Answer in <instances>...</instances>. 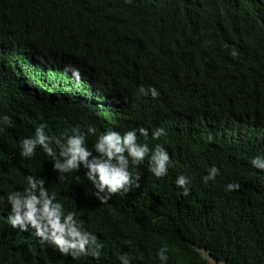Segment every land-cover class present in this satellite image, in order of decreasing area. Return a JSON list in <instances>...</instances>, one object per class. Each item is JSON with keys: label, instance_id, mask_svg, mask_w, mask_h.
Segmentation results:
<instances>
[{"label": "trees", "instance_id": "obj_1", "mask_svg": "<svg viewBox=\"0 0 264 264\" xmlns=\"http://www.w3.org/2000/svg\"><path fill=\"white\" fill-rule=\"evenodd\" d=\"M80 79L65 74L66 65ZM155 87L158 97L139 94ZM0 264H264V0H0ZM40 124L50 136L144 127L139 143L161 144L168 175L148 161L140 187L101 203L80 169L59 173L41 149L20 155ZM158 127L167 135L153 140ZM211 136V141L208 137ZM95 155V152H93ZM215 165V181L202 182ZM191 178L181 196L177 175ZM28 175L45 179L66 211L102 245L98 257L62 255L6 223V196ZM240 184L226 191L228 183Z\"/></svg>", "mask_w": 264, "mask_h": 264}, {"label": "clouds", "instance_id": "obj_2", "mask_svg": "<svg viewBox=\"0 0 264 264\" xmlns=\"http://www.w3.org/2000/svg\"><path fill=\"white\" fill-rule=\"evenodd\" d=\"M63 71L65 74L70 73L76 80L80 79V70L74 65H66ZM138 91L143 96H159L155 87L145 89L141 86ZM0 125L12 126L11 118L8 115L0 116ZM45 127L46 125L40 124L35 128L33 136L20 142V155L23 158H32L37 149H41L51 159L53 169L59 173L57 179L61 181L67 179L65 174L85 170L84 178L93 189L92 195L101 203L107 202L114 194H127L132 188H139L140 173H134L130 167L140 166L146 158L148 170L156 179L168 175V151L161 144L150 148L147 143L138 142V134L142 137L149 135L148 129L144 127L123 134L113 130L104 131L97 137L94 151L86 144V137L94 135L97 131L93 126H89L87 132L76 128L71 134L64 132L58 137L48 135ZM0 131H3V127H0ZM164 135H167V132L163 127H158L151 133L153 140ZM211 139L209 136L208 140ZM250 163L255 169L264 171V154L252 157ZM206 172L201 178L204 184L215 181L220 174L215 165L209 167ZM174 184L180 190L181 196L190 195L189 176L182 173L177 175ZM225 187L226 191L233 192L239 190L240 184L232 182ZM6 201L10 206L6 223L12 228H18L21 232L31 231L40 243L54 245L62 255L73 258L89 254L99 256L102 245L97 243L96 235L84 228L83 220L78 219L75 212L66 211L64 205L57 200L56 192L50 193L45 187L44 178L28 175L23 189L10 191ZM201 255L209 264H214L206 253L201 251ZM156 258L160 264H168V250L161 247L157 250ZM119 259L120 264H131L127 255H121Z\"/></svg>", "mask_w": 264, "mask_h": 264}, {"label": "water", "instance_id": "obj_3", "mask_svg": "<svg viewBox=\"0 0 264 264\" xmlns=\"http://www.w3.org/2000/svg\"><path fill=\"white\" fill-rule=\"evenodd\" d=\"M203 251V250H202ZM204 253H206L207 256L211 257L207 252L203 251ZM200 254H201V250H200ZM203 259H205V257L203 255H201ZM212 258V257H211ZM208 264H209V261L207 259H205ZM212 260L214 261V264H224L222 262H217L214 258H212Z\"/></svg>", "mask_w": 264, "mask_h": 264}]
</instances>
